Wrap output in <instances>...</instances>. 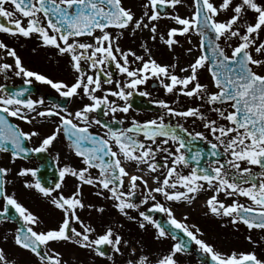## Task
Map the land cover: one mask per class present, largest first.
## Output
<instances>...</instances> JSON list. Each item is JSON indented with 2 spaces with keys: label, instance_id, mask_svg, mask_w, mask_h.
<instances>
[{
  "label": "snow or ice",
  "instance_id": "1",
  "mask_svg": "<svg viewBox=\"0 0 264 264\" xmlns=\"http://www.w3.org/2000/svg\"><path fill=\"white\" fill-rule=\"evenodd\" d=\"M8 3L15 11L6 10L5 5ZM180 3L181 0H147L142 15L136 18L131 8L124 6L123 0H0V18L8 19L7 24L0 22V32L24 38L35 37L40 46L54 48L58 55L68 57L74 82L53 81L46 75L26 68L17 52L3 41H0V49L4 50L6 56L13 58L14 64L0 63V73L11 70L15 76L24 78L25 85L31 84V78H34L50 85L60 97H78L81 102L87 98L89 101L74 112L59 104L43 107L44 99L31 98L27 88L9 91L0 85V152H10L11 161L14 162L29 152H47L63 134L69 141V148L83 165L60 167L54 188L42 183L37 169L23 167L17 172L20 177L30 175L33 178L32 181H24L25 188L35 189L62 210V221L56 228L47 231H37L41 223L39 217L13 194L7 193L5 185L9 181L6 177L11 169L0 166V199L3 201L0 217L12 219L8 213L14 209L23 222V228L15 229L13 243L34 254L38 264H66L62 261V254L50 247L51 243L70 242L101 257L105 256L101 245H108L114 253L123 254L122 246L130 244L112 227H107L103 234L92 238L95 229L85 224L77 214L78 209L86 207L82 198L84 185L97 189L96 196L113 201V207L119 214L129 221H135L141 230L146 231L148 226L154 228V239L158 241L170 235L175 241L177 237L141 210V205L149 201H152L149 211L164 213L167 224L183 232L203 254L210 257L212 264H264V259L259 258L254 251H218L200 238L203 233L199 227H189L176 218L172 207L157 199L160 196L166 202H186L191 205L201 194L210 192L211 195L205 198L206 214L226 218L227 223L234 227L243 224L249 232L259 230L261 236L258 241H254L251 235L246 239L252 244L264 243V74L258 71L264 69V40L260 39L261 32H264V4L258 0H240L239 3L221 0L217 6L213 0H194L195 10L191 18L165 12L176 24L183 26L170 28L167 38L159 36L169 49L179 43L175 39L177 34L195 31L200 38L201 55L187 67L179 68L180 73H185L183 76L176 74L177 63L162 65L157 62L146 43L140 45L143 55L131 48L125 50L120 47L119 39L129 29L133 34L137 30L148 29L151 39L155 41L158 29L154 22L161 19V10ZM249 10L255 14L254 22L246 19ZM229 11L233 13L230 18L225 21L217 19L221 12ZM16 13L23 19L11 20ZM110 28L119 30L118 34L114 35L109 31ZM222 38L238 39L239 43L235 46L229 45L231 54L217 43ZM206 39L208 54H204ZM187 51L191 53L192 49ZM85 64L92 74L86 71ZM133 64L137 66L132 67ZM110 65H114L125 76L123 82L115 81V89L103 87L104 84H113ZM205 66L216 91H210L207 84L200 82L198 70ZM150 77L159 80L166 93H179L199 100L209 106L210 112L228 123L220 124L208 118L200 106L178 109L165 100L154 101L164 110L156 118L142 123L133 120L127 128L102 125L99 119L91 115L103 108L104 114H113L115 121V113H128L131 107L129 97ZM98 92L104 95H97ZM139 94L150 95L146 91H140ZM110 96L117 99L110 100ZM117 100L124 103L121 105ZM165 115L169 118H195L202 121L203 127L215 141H208L211 149L209 156L218 157L219 149L222 148L228 158L213 159L201 166V152H191L190 145L197 139L208 140L205 133L190 132L180 123H165ZM9 118L28 124L37 118H57V122L51 133L41 139L39 146L30 149L25 147V142L40 136V132L35 129L24 131ZM118 122L123 124V120ZM92 125L102 126L106 131L103 135L93 133L89 130ZM180 133H185L190 139L185 140ZM140 134L143 139L139 138ZM187 153H191L190 156ZM158 155L160 159H157ZM129 164L135 165V171L128 170ZM245 164L248 166H243ZM251 166H257L259 170L254 171ZM181 168H190V171L184 174ZM93 169L98 170L97 175L92 174ZM162 169L166 171L162 172ZM68 175L79 183L71 195L65 196L57 190L62 188ZM126 180L127 191L123 190ZM138 181L144 189L139 203L133 199L139 187ZM221 194L226 199L233 198L232 202L227 204L219 199ZM240 197L247 198L250 203H240ZM87 207L91 209L94 206L89 204ZM96 211L103 213L104 208L98 207ZM132 211L137 212L138 216H133ZM75 224L79 225V229ZM187 251V241L180 240L173 243L167 254L158 258L155 264H179L178 254ZM135 252L133 248L132 253ZM107 258L113 260L112 256ZM0 264H15L7 259L3 248H0ZM126 264L152 262L148 256L141 255L138 260L128 259Z\"/></svg>",
  "mask_w": 264,
  "mask_h": 264
},
{
  "label": "rangeland",
  "instance_id": "2",
  "mask_svg": "<svg viewBox=\"0 0 264 264\" xmlns=\"http://www.w3.org/2000/svg\"><path fill=\"white\" fill-rule=\"evenodd\" d=\"M147 2V0H123V4L127 8H131V10L136 14V18H139L140 15H142L144 9L143 5ZM236 3H239L240 0H235ZM259 3L264 4V0H258ZM213 3L215 5H219L221 3V0H213ZM195 10L193 0H181V3L176 5L175 7L169 8L166 13H171L172 15H179L181 18H191L193 12ZM233 13L231 11L224 13L221 12L217 19L220 21H225ZM255 14L249 10L246 14V19L250 22H254ZM154 23H157V39L153 41L151 39V34L148 29L143 30H137L135 34L131 32V30H126L123 32V35L119 39V45L122 49H129L131 48L133 51H135L139 55H143V50L141 49L140 45L142 43H146L148 47L151 49L153 57L157 60V62L163 64L171 65L173 63H177L178 67L175 70L177 75L183 76L185 73H180L178 70L179 67H187L190 63H192L195 58L199 55H201V49L199 47L200 45V38L198 34L195 31H192L187 34H177L175 39L179 41L178 44L174 45L172 49H169L168 46L159 39L160 35H164L165 38H167V31L172 27H183L182 25L176 24L175 21L171 20L168 15L162 14L161 19L159 21H155ZM109 31H111L114 35L118 34L119 30L110 28ZM140 32V33H138ZM29 39V38H28ZM88 39V38H85ZM260 39L264 40V32H261ZM191 41V42H189ZM222 47L225 48V50L231 54V46H235L237 43H239L238 39L232 38L230 40H225L222 38L218 41ZM10 47L13 48L17 54L20 56L24 66L32 71H35L39 74L46 75L47 77L51 78L53 81H61L63 80L66 83H72L74 82V73L70 68V65L68 63V57L66 56H60L56 53V50L51 47H42L40 46L39 42L36 38H30L29 40H22L19 39L15 41L13 44H10ZM191 48L192 52L189 53L187 49ZM131 59V58H130ZM145 59H147V56H145ZM13 58L7 56V60L5 63L11 64ZM14 62V60H13ZM111 66V69H110ZM109 70L113 73V84H104L103 87L105 89H115V81L120 80L123 82L125 80V76L121 74L114 65H110ZM137 64H133L132 67H136ZM86 71L89 72V74H92L91 70L87 69V65L85 64ZM199 71V79L201 83L207 84L209 86L210 91H216L212 84L211 75L207 70V66L204 68L198 70ZM258 71L261 72V74H264V69H259ZM32 82H38L34 78H31ZM21 80V78H20ZM170 82V81H165ZM41 83V82H38ZM44 85V83H42ZM46 90H48V87H51L50 85L45 84L44 85ZM180 86L178 85L177 88ZM140 91H146L150 93L148 96H144L145 100L152 104V107L154 108V111L148 112V111H135L133 109H129L128 113L123 112H117L115 113V121L123 120V124L119 123L122 128L130 127L133 120H136L138 122H144L149 119L156 118L158 115H160L164 110L160 109L159 106L154 103V101L158 100H165L169 103L172 107H177L178 109H184L189 106H200L201 110L205 113V115L210 118L217 120L220 124H227L228 122L225 120H221L216 113L209 111V106L206 104H202L201 101L195 100L192 98L185 97L183 95H180L179 93L173 94V93H166L163 86L160 84L159 80L155 78H149L147 82L144 85L138 86V91H135L133 94L138 93ZM97 95L103 96V92H98ZM109 99H117L116 97H109ZM131 97H129V103H130ZM83 103H89L87 98H84L83 102H81L80 98H70L69 106L67 107L70 111H75L83 106ZM117 103L123 104V101L117 100ZM218 107L220 105H217ZM227 107V106H224ZM230 110V109H229ZM96 118L95 113L91 114ZM107 120L113 121V114L109 113L108 115H105ZM165 123H171L175 125L176 123L182 124L184 127H186L190 132H204L207 136L208 140H203L205 143H208V141H212L213 137L208 132L207 129L203 127V122L199 119L195 118H169L167 115H165ZM43 128L42 126H40ZM40 128V129H41ZM90 130H95L99 133V129L96 125H92ZM143 139V137H141ZM174 150V147H173ZM221 151L222 148L220 149ZM228 157L225 156V159ZM157 159H160V156H157ZM248 166V165H243ZM128 170L135 171V165L129 164L127 165ZM254 171H258L257 166H251ZM184 174H187V172L190 171V168H181L180 169ZM166 171V170H161ZM127 181V180H126ZM139 187L136 190V195L139 198V201L143 198V185L140 184V182H137ZM150 183L152 181L150 180ZM154 186V185H153ZM247 186V185H245ZM125 191H127V183H125L124 186ZM27 188H25L24 192L26 193ZM97 189L92 188L85 190V198L83 199V202L85 203L86 207L82 209V217L81 220L91 226L95 229V232L92 233V238L95 239L99 235L103 234L107 227H112L117 233H119L124 240L130 241V244L126 247L122 246V250L126 249L131 252L132 255H138L140 252V249L136 246L141 245L144 249L148 251V256L152 259H158L161 258L163 255L167 254V252L170 250V247L167 246V244L164 243V240H156L154 239V233L155 229H150L149 226L147 230H143L144 233L148 234V236H144L141 231L138 229L135 221H129L125 217L121 216L119 212L113 207V201L107 200L104 197L100 196H93L91 197L87 192L89 193H95ZM88 195V196H87ZM106 195V194H105ZM211 195L210 192H204L201 194L197 200L200 197H204V199L201 201L203 204L199 205L198 209H191V205L187 204L186 202H166L164 201L163 197L158 196L157 199L160 200L161 203H164L166 206H170L173 208L174 212L178 215L179 220H182L184 223L188 224L189 227L192 225H196L199 227L203 233V235L200 237L204 239L206 242L215 245L216 249L222 253H231L232 251L236 252H249L254 251L256 252L257 256L261 259H264V243L260 244H252L249 243L246 239L247 236L251 235L252 239L254 241H258L260 235L256 232L251 234L246 227H244L242 224H238L237 226H233L230 223H227V219H221L212 216L211 214L207 213V207L205 205V198L207 196ZM69 196V195H68ZM107 196V195H106ZM27 198H25L26 201ZM219 199L224 200L225 203L230 204L232 202L233 198H225L223 194L219 196ZM239 202L242 204H249L250 201L245 197H240ZM93 205V208H88L87 205ZM152 204V201H149L146 205H141V210H145L148 207H150ZM103 207L104 212L100 213L96 211V208ZM81 210V209H78ZM59 211V209H58ZM78 212V211H77ZM84 212V213H83ZM61 212H57V225L60 223L62 216H59ZM80 215V213H77ZM84 214V215H83ZM131 214H134V211L131 212ZM187 217V219H185ZM135 224V225H134ZM226 226H222L225 225ZM79 229V225L76 226ZM194 230V229H193ZM259 235V236H258ZM146 238L147 241L146 242ZM75 245V244H74ZM136 245V246H133ZM110 247V246H109ZM135 248L136 252L133 254L132 249ZM111 255L114 259L115 253L112 251L111 247ZM68 254V262L67 264H99V256H97L95 253L90 252L87 249H82L75 245L73 248L69 249ZM130 254V256H132ZM83 256V258H82ZM104 264H109L113 260L105 259ZM154 261V260H151ZM181 261L184 264H190V261L186 258H182Z\"/></svg>",
  "mask_w": 264,
  "mask_h": 264
},
{
  "label": "flooded vegetation",
  "instance_id": "3",
  "mask_svg": "<svg viewBox=\"0 0 264 264\" xmlns=\"http://www.w3.org/2000/svg\"><path fill=\"white\" fill-rule=\"evenodd\" d=\"M5 8L6 10L15 11L13 6L10 3L6 4ZM18 18L23 19L20 16V14L16 13L13 17H11V20L14 21L15 19H18ZM0 22L7 24L8 19L0 18ZM19 39L29 40L30 38L28 39L22 36H12V35L0 32V41H3L9 46L10 44H13L15 41ZM6 60H7V56L4 54V50L0 49V63H5ZM11 64H14L13 60ZM23 79H24L23 77L15 76L14 72L11 70H9L6 73H0V85H4L9 91L17 90L19 88H27L29 90V93L31 94V98L33 99L43 98L44 99L45 104L43 107H50L52 104H59L66 108L69 106V100H68V103L64 105L65 98L60 97L59 94L51 87H48V90H46L44 89L45 88L44 85L40 83H36V82H32L31 84H29L28 87H25ZM9 119L11 120L13 124L19 125L24 131H31L35 129L36 131L40 132V136L33 137L30 141L25 142V147L30 148V149L34 147H38L39 143L41 142V139L45 135L51 133V131L54 129L55 122H57V118H46V119L37 118V120L34 121L32 124H28L16 118H9ZM40 126H42L43 128H41ZM96 126L99 129V133L95 130H90V129L89 130L93 133L103 135V133L106 130L100 128L99 125H96ZM68 145H69V141L63 134H61L58 137V139L54 142L53 146H51L47 152H42V153L29 152L26 156L22 155V157H18L14 162L11 161L10 152H0V166H4V167L11 169V171L8 173L6 177L7 181H9V183L5 185L6 191L8 194H13L15 198L21 204H23L31 212H33L37 217H39L41 223L37 227L36 229L37 231H41V230L47 231L49 229L56 228L58 226L57 225V212L58 213L61 212L59 216H62V219H63V212L60 209L58 211V209L54 205L51 204L49 199L44 198L35 189L27 188L26 193H25L24 192L25 190L24 181L25 180L32 181L33 178L30 175L26 177H20L17 175V172L19 171L20 168H23V167L37 169L38 176L43 180V182L45 183V186L54 188L55 186L53 185V182L55 181L54 179L58 176V169L60 167H63L64 165H72V166H78V167L83 166L80 163V158L75 155V153L69 148ZM91 171L93 175L98 174L97 169H93ZM78 183L79 182L76 180V178L68 175L66 176L65 181L62 184V188L57 190V192H62L65 196L71 195L76 190V185ZM125 183H127V181H125ZM92 188L93 187L89 185H84L82 187V198L83 199L85 198V195H86L85 190L92 189ZM87 193L91 197L96 196L95 193H89V192ZM55 194L56 193H53V195ZM105 194L108 195L107 192H105ZM25 198H27L26 201H25ZM2 208H3V201L2 199H0V209ZM149 209L150 207L147 208V210ZM77 211H78L77 213H80L79 216L81 218L82 209L77 210ZM8 214L9 215L11 214V216L14 219L13 218L4 219L3 217H0L2 218L0 219V248L4 249L7 259L10 261H14L15 264H38V260L34 254L30 253L27 250L20 249L18 246H16L13 243V235L15 233V229L19 227V223H22L23 225V222L14 213V209H10ZM174 214L176 218L179 219L178 215L175 212ZM149 215H151L156 220L160 219L161 221H165V222L167 221V217L164 213L152 211ZM133 216H138V213L134 211ZM77 225L78 224H75L74 226H77ZM149 228L154 229L151 226H149ZM138 229L141 231V233L145 237L148 236V234L144 233V231L141 230L139 227ZM254 232L260 235L259 230H253L250 233L253 234ZM5 237H7V240H5ZM147 241L149 240H147L146 238V242ZM164 243L167 244V246L171 248V245L176 242L169 236L167 239L164 240ZM74 246L75 245L70 242H59V243L50 244V247L52 249L62 254V261L66 262V264L69 259L68 258V254L70 252L69 249L73 248ZM133 246H136V245H133ZM213 246L215 247V245ZM136 247L140 249V252L138 255H132L131 252H129V250L123 249L122 250L123 254L115 253V257L113 261L109 264H126V261L128 259L138 260L139 256L141 255L148 256L147 255L148 251L146 250V248L144 249L141 245L136 246ZM192 250L202 253L199 250L198 246L195 245L194 242H192ZM130 254L132 256H130ZM182 258H186L187 260H189L190 264H201L198 261V259H196L193 253L178 254L179 264H184L181 261ZM105 259H108V258L99 256L100 261L98 263L104 264ZM149 260L150 261L154 260L151 262L152 264H155V261L157 259H152L149 257Z\"/></svg>",
  "mask_w": 264,
  "mask_h": 264
},
{
  "label": "water",
  "instance_id": "4",
  "mask_svg": "<svg viewBox=\"0 0 264 264\" xmlns=\"http://www.w3.org/2000/svg\"><path fill=\"white\" fill-rule=\"evenodd\" d=\"M170 7L171 6H168L165 9L161 10L162 14L164 12H166ZM209 35L211 36L212 34L209 33ZM204 44H205L204 54H208V49H207L208 41H207V39L204 41ZM66 102L67 101H64V105L66 104ZM130 105L135 110H151L152 109L151 108V105L148 104V103H146V101L144 100V98L141 95H139V94H133ZM102 111H103V108L98 109L96 111V115H97L98 119L102 122V125L106 124L108 127H112V128H116V129L120 128L116 122H114L113 124H107L103 120V113H102ZM180 134L182 136H184L185 140L190 139L185 133H180ZM190 148H191V152H195L197 150H199L201 152V155H202V163H201V166H204V162L211 161L213 159H221L222 160L224 158V155L221 154V153H220V155L218 157H211V156H209V152L211 151L210 145H205L202 140H198L197 139V140L192 141V143L190 145ZM187 154L190 156L191 153H187ZM193 166H195L194 163H193ZM56 181H57V178H56ZM42 183H44V182L42 181ZM44 185H45V183H44ZM161 224L172 235H175L177 237V239H176L177 241H180V240L187 241V243H188V251L186 253H190V252L193 251L191 249V243H190V241L188 240V238L183 233H180V232L176 231L175 229H173L172 227H170L169 225H167L165 223H161ZM100 247H101V250L105 252V256H108L109 255L108 245H101ZM194 253H195V256L199 259V261L201 263L212 264L210 258H207L205 256H202L200 254H197L195 251H194Z\"/></svg>",
  "mask_w": 264,
  "mask_h": 264
},
{
  "label": "bare ground",
  "instance_id": "5",
  "mask_svg": "<svg viewBox=\"0 0 264 264\" xmlns=\"http://www.w3.org/2000/svg\"><path fill=\"white\" fill-rule=\"evenodd\" d=\"M138 33H140V32H138ZM199 199H201V200L199 201V200L196 199L195 202L193 204H191V207H190L191 209H198L199 205L203 204L201 201L204 199V197H200Z\"/></svg>",
  "mask_w": 264,
  "mask_h": 264
}]
</instances>
